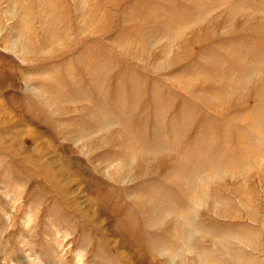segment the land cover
I'll list each match as a JSON object with an SVG mask.
<instances>
[{
    "label": "rangeland",
    "instance_id": "obj_1",
    "mask_svg": "<svg viewBox=\"0 0 264 264\" xmlns=\"http://www.w3.org/2000/svg\"><path fill=\"white\" fill-rule=\"evenodd\" d=\"M0 264H264V0H0Z\"/></svg>",
    "mask_w": 264,
    "mask_h": 264
}]
</instances>
